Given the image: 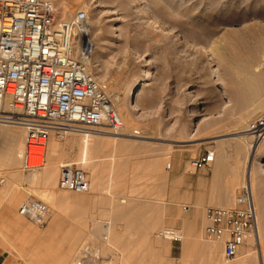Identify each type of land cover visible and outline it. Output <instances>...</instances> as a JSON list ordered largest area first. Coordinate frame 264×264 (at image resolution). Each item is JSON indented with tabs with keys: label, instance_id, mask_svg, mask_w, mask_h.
I'll return each mask as SVG.
<instances>
[{
	"label": "rangeland",
	"instance_id": "374dc122",
	"mask_svg": "<svg viewBox=\"0 0 264 264\" xmlns=\"http://www.w3.org/2000/svg\"><path fill=\"white\" fill-rule=\"evenodd\" d=\"M68 1L71 17L78 11L87 14L99 56L96 65L103 71L99 83L110 96L123 97L150 68L149 85L134 99L139 111L123 120L124 133L139 132V138L150 139L128 143L92 137L86 160L84 134L64 140L52 136L38 170H25L23 161L0 168V178L6 179L0 187V250L8 264H75L86 244L95 249V264H264V139L252 159L259 237L236 260L223 259V245L206 239L205 224L193 240L186 231L162 224L173 209L182 214L193 205L184 195L205 199L198 217L202 221L209 207H233L247 182L256 140L234 137L247 134L264 117V0ZM3 128L22 132L16 139L26 151L25 130L18 125ZM4 147L1 143L0 150ZM208 151L215 153L214 163L192 170L190 162ZM51 161L56 181L24 180L29 172L41 174ZM219 161L224 169L216 174ZM63 165L88 174L89 192L59 189ZM186 179H193L194 186L183 190ZM93 183L100 184L95 188ZM173 192L183 199L170 201ZM116 193L121 200H109ZM29 200L48 205L50 216L43 225L19 215ZM19 218L21 226L15 228ZM105 223L110 227L106 239ZM166 230L177 231L183 242L159 235Z\"/></svg>",
	"mask_w": 264,
	"mask_h": 264
},
{
	"label": "built area",
	"instance_id": "2783aa9c",
	"mask_svg": "<svg viewBox=\"0 0 264 264\" xmlns=\"http://www.w3.org/2000/svg\"><path fill=\"white\" fill-rule=\"evenodd\" d=\"M87 18L84 11H78L68 20H59L52 0H0V128L18 125L25 130L23 167L27 171L42 167L46 144L52 136L64 140L71 134L101 132L100 129L113 135L124 133L121 115L107 88L86 65L95 50L85 36ZM248 132L262 136L264 117L252 124ZM214 158V152L208 151L192 160L190 167L203 170L214 163ZM4 181L1 177L0 187ZM58 186L85 194L90 190V180L84 170L63 165ZM19 213L43 225L50 209L43 201L29 200ZM206 216V239L221 243L223 259L233 262L258 226L251 184H245L233 207H210ZM103 227L106 239L110 228L107 223ZM174 232L169 230L161 236H172ZM94 250L86 244L76 264H95L98 259Z\"/></svg>",
	"mask_w": 264,
	"mask_h": 264
},
{
	"label": "bare ground",
	"instance_id": "6f19581e",
	"mask_svg": "<svg viewBox=\"0 0 264 264\" xmlns=\"http://www.w3.org/2000/svg\"><path fill=\"white\" fill-rule=\"evenodd\" d=\"M70 3L71 2H69L68 0H52V4H53V6H54V8H55V10L57 12V16H58V19L59 20L64 21V20H68V19L71 18V15L73 13V8H72V6H71ZM117 21H119V20H113L112 22H117ZM113 28H114L115 32H119L120 31L118 28H115V25H113ZM85 33H86L85 36L88 37V38L86 37V39H88V41L90 43H92L91 42L92 41V39H91L92 37L90 36V32L88 31V29H86ZM114 39H119V36H115ZM98 59H99V56L98 55H95L93 53V55L91 56V58L86 62V65H87V68H88L89 72L96 77V79L98 80V82H100L102 80V78L99 77L98 75H99V73H101L103 71L99 70V66L96 65V63L98 62L97 61ZM235 60H237V57L236 56H235ZM235 69H237V68H235ZM151 77H152L151 70L148 67V68H146L144 70L143 75L138 80H136L133 83L132 86H130L128 88V90L126 91V93L125 94L123 93L124 94L123 97H120V96H116L115 95L114 98H113L112 95H111V97L113 98V100H112L113 106L120 113L121 118H122V121L123 120H126L130 116V114L132 112L139 111V105L134 100L135 99V96H136V93L140 90V88L147 87L149 85L147 83L150 81ZM244 81H245V79H244ZM246 83H248V82H246ZM257 89H258L257 92H259V93L263 90L262 89V86L260 84L258 85ZM109 93L111 94V92H109ZM244 93H245V91H244ZM246 95H247V93H246ZM261 97H260V99H261ZM245 100H246V98H245ZM123 123H124V121H123ZM3 127H5V126H3ZM124 129H125V125H124ZM19 133L21 134L22 132H19L17 130H13V129H10V128H3V129H2V127L0 128V144L2 143V144L5 145L4 149L3 150H0V168H3V167L4 168L5 167H14L15 165L20 164L23 161L24 155H25V151H23V145L19 144V142L16 139L17 134H19ZM24 134H25V137H26V132ZM82 134H84V137H85L84 140H83V145H82L84 159H86V157H87V153H88V149H89L88 148L89 141L91 140L90 138H92V137L93 138H102V139L103 138H105V139H113V140L125 141V142H128V143L130 141L131 142H133V141L134 142H142V141H145V140H149L150 139L148 137L147 138L146 137L139 138L138 136H135V133L132 134V135L123 133V135H114V136H109L106 133H102V132H88V133L87 132H83ZM244 136L245 137H251L252 139L254 138V141L256 140V142H254V144H253V147L250 149L251 150V156H250V159H249L247 168H246V179H247V182L246 183L251 184L252 189H253V185H255V184L253 183V179L254 178H253V172H252V167H253V160L252 159H254L253 156H254L255 152L259 149L260 142L264 139V133H263L262 136H259V135H254L251 132H248L245 135H241V134L240 135H236L234 138L243 139ZM20 140H21V138H20ZM23 140H24L23 143H22V141L20 143L24 144L25 143V139L23 138ZM91 141L93 142L94 140H91ZM128 145H126V146H128ZM214 160H216V156H215ZM262 166L264 167V165H262ZM223 169H224V166H223L222 162L219 161L218 163L215 164L214 171H215L216 174L217 173H220ZM32 172H29L28 174L25 175V177H24V180L25 181H41L42 183H45L46 181H56V179H57L56 165H55V163L53 161L49 162L47 168L42 173L40 172L41 174L35 176L36 174L33 175ZM34 173H36V172H34ZM16 178H18V177H16ZM51 185H53V184H51ZM60 199H62V198H60ZM19 215H20V213H19ZM21 217H23V216H21ZM17 221H14L15 223H13V225L15 226V228H16V226H18L22 222L21 218H19ZM20 226L21 225H19V227ZM257 229H258V226H257ZM168 231L169 230H166V231H163V232H168ZM104 232H105V230H104ZM163 232H160L159 235L161 236V234ZM257 237H259V230H256L255 235L251 239V241H257ZM163 238L166 239V240H168V241H170V242H172L173 239H180L181 241L183 240V237L177 231H175L172 236H167V237H163ZM75 264H76V262H75Z\"/></svg>",
	"mask_w": 264,
	"mask_h": 264
},
{
	"label": "crops",
	"instance_id": "0c3cea01",
	"mask_svg": "<svg viewBox=\"0 0 264 264\" xmlns=\"http://www.w3.org/2000/svg\"><path fill=\"white\" fill-rule=\"evenodd\" d=\"M176 172H177V175H180V173H181L180 170H178ZM184 181L185 182H184L183 188H182L183 190L190 189V187L194 186V180L193 179H186ZM175 182H176V180H174V183ZM99 184L100 183H93L95 188L97 186H99ZM118 184L119 183L116 182L115 186H118ZM90 186H91V181H90ZM181 198L183 199V195L181 193H174L173 192L171 194V199H169V200L172 202H179L181 200ZM109 200L117 201V200H121V198L119 197V194L116 193L115 196L110 197ZM183 200L189 201L193 205L192 206H186L184 209L185 212H183L182 214H179V211L177 212L176 209H173L172 213L163 219L162 224L171 225V226L174 225L178 229V231H180L182 233H184L186 231L185 235H186V233H188L187 235L189 236V239L193 240L194 236L199 233V231L202 229L203 225L205 224L206 227L208 225L206 214H204V218L202 219V221H200L198 219V217L201 216V214H202V209H203V206L205 205L204 204L205 199H201V197H199L198 195H194V196L193 195L192 196L184 195ZM206 213H207V210H206ZM183 239H184V237H183ZM181 242H183V240ZM181 242H177V243H181ZM8 263H9V258L5 255V253L3 251L0 250V264H8Z\"/></svg>",
	"mask_w": 264,
	"mask_h": 264
}]
</instances>
